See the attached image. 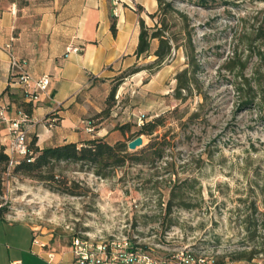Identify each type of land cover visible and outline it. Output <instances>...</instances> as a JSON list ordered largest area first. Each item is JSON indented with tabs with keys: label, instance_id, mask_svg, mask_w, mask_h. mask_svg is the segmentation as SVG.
<instances>
[{
	"label": "rangeland",
	"instance_id": "obj_1",
	"mask_svg": "<svg viewBox=\"0 0 264 264\" xmlns=\"http://www.w3.org/2000/svg\"><path fill=\"white\" fill-rule=\"evenodd\" d=\"M29 1L0 0V14ZM108 1L111 25L132 10L153 26L149 14L157 11L156 0ZM168 1L191 19L202 64L193 95L185 101L173 96L176 75L188 67L180 48L155 74L145 70L125 78L109 118L94 119L92 112L87 120L99 123L93 133L113 142L131 138V132L120 130L126 123L135 131L161 116L164 125L154 136L168 134V157L152 166L128 164L106 180L65 163L55 168L52 183L14 170L2 175L0 217L28 223L47 247H70L78 234L127 236L156 257L187 248L210 257L212 264L262 249L264 230L252 240L247 227L254 221L259 229L264 226V92L244 106L238 90L244 80L236 75L244 66V76L264 86V0ZM136 62L126 59L110 84ZM107 87L100 82L95 93L104 97ZM142 138L143 146L150 142ZM251 264H264V251Z\"/></svg>",
	"mask_w": 264,
	"mask_h": 264
},
{
	"label": "crops",
	"instance_id": "obj_2",
	"mask_svg": "<svg viewBox=\"0 0 264 264\" xmlns=\"http://www.w3.org/2000/svg\"><path fill=\"white\" fill-rule=\"evenodd\" d=\"M36 1L38 7L30 0V5L0 14V108L7 107L6 114L12 118L18 108L7 93L13 54L27 60L26 70L34 79L51 78V96L35 104L30 143L35 138L37 147L43 149L97 137L109 140L93 133L87 120L92 112L96 115L103 110L109 94L95 93L99 83L110 91V78L119 66L129 58L136 61L139 17L132 10L117 15L114 36L108 0ZM71 45L82 51L68 52ZM55 116L59 121L51 125ZM8 134L7 125L0 122V146L9 144ZM46 245L28 223L0 217V264L17 260L22 264H78L71 246ZM157 258L164 260L162 264H174L169 254ZM253 260L227 264H251Z\"/></svg>",
	"mask_w": 264,
	"mask_h": 264
},
{
	"label": "trees",
	"instance_id": "obj_3",
	"mask_svg": "<svg viewBox=\"0 0 264 264\" xmlns=\"http://www.w3.org/2000/svg\"><path fill=\"white\" fill-rule=\"evenodd\" d=\"M156 1L158 2L157 11L149 14L153 26H148L145 19L139 18L140 30L138 45L135 50L136 64L124 71L119 76V81L111 85L105 106L100 113L94 116V119L103 120L112 115V108L116 104L117 91L125 78L145 70L149 71L151 75L155 74L173 59L175 52L180 48L184 49L188 67L176 75L177 85L173 96L177 100L185 101L193 95L194 86L197 84V76L202 72V64L195 51L191 19L187 13L175 5L174 1ZM111 31L114 34L117 33L115 21L111 25ZM155 42L157 43L156 48H154ZM150 57H154V60L146 65H139V61L147 60ZM244 68V66L240 67L241 72L237 73L236 77L242 76L244 80L240 83L243 87H239L238 90L242 94V102L245 106L254 102L259 92H264V86L260 80L253 84V79L246 78L243 74ZM7 93L12 102L16 103L18 108L23 109L28 118L31 119L35 104L25 101L26 94L23 93L22 89H11L8 86ZM57 118L59 121V117ZM98 124L88 121L91 129L96 128ZM163 125L161 116L142 122L135 131H132L130 123H126L120 127V130L123 135H126L127 132L132 133L128 141L119 139L110 142L106 138L97 137L80 143H67L39 149L34 138L30 143V150L34 153V161L22 160L14 171L52 183L57 180L56 175H54L55 168L63 163L75 164L81 168L86 167L92 174L104 180L114 175L117 169L128 164L152 166L168 157L171 144L168 140V134L154 136L158 128ZM142 135L149 137L150 142L139 151H130L129 143ZM8 163L9 158L5 153V147L0 146V188L3 183L2 175L6 172ZM171 204L170 202L168 205L169 210H171ZM258 226L259 224L255 221L249 222L247 230L249 233L253 230L252 240H258V233L264 230V226L260 229ZM262 239V243L258 242L262 246L260 251H254L249 255L247 253L238 254L232 258V261L253 260L255 255L264 251V236ZM215 264H227V262L224 260L221 262L216 261Z\"/></svg>",
	"mask_w": 264,
	"mask_h": 264
},
{
	"label": "built area",
	"instance_id": "obj_4",
	"mask_svg": "<svg viewBox=\"0 0 264 264\" xmlns=\"http://www.w3.org/2000/svg\"><path fill=\"white\" fill-rule=\"evenodd\" d=\"M10 49V45L7 46ZM68 52H78L79 46H69ZM26 59H21L11 54L12 80L11 89H22L26 94L25 101L39 103L42 97H50L51 78L44 75L34 79L26 70ZM7 107L0 108V122H4L9 131V144L5 147V153L9 163L5 174L8 176L22 160L34 161V153L30 150L29 135L34 123L33 117L28 118L23 109L17 108L14 118L8 117ZM58 122L53 117L51 125ZM72 251L78 264H162L164 260L157 258L150 251L142 247L134 246L129 237H115L113 239H98L94 237L74 236ZM174 264H212L210 257L198 255L190 249H182L171 257ZM9 264H22V261H12Z\"/></svg>",
	"mask_w": 264,
	"mask_h": 264
},
{
	"label": "water",
	"instance_id": "obj_5",
	"mask_svg": "<svg viewBox=\"0 0 264 264\" xmlns=\"http://www.w3.org/2000/svg\"><path fill=\"white\" fill-rule=\"evenodd\" d=\"M143 145H144V140L142 136H139L134 140H132L128 146L131 151H136L138 148L142 147Z\"/></svg>",
	"mask_w": 264,
	"mask_h": 264
}]
</instances>
